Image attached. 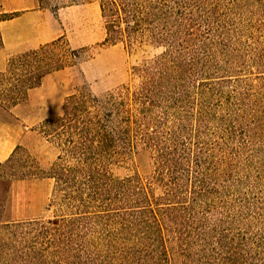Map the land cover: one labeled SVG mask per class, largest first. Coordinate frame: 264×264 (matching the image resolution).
Returning <instances> with one entry per match:
<instances>
[{
  "label": "trees",
  "instance_id": "obj_1",
  "mask_svg": "<svg viewBox=\"0 0 264 264\" xmlns=\"http://www.w3.org/2000/svg\"><path fill=\"white\" fill-rule=\"evenodd\" d=\"M87 3L98 4L105 33L100 47L122 44L130 52L161 53L133 68L137 85L103 97L78 92L65 100L60 114L41 123V133L60 150L46 177L54 181L53 193L67 213L29 222L36 228L28 250L16 252V223L3 221V213L12 184L32 172H21L19 146L0 162V264H170L173 252L185 263L264 264V233L248 237L243 228L234 229V222L205 229L195 218L196 206L209 192L202 156L179 141L182 123L191 117L166 126L170 116L179 117L189 107V76L203 81L201 96L211 80L259 70L263 54L257 53V62L246 60L232 40L229 21L214 9L207 11L204 0ZM15 17L0 14V50L1 23ZM84 52L60 37L11 56L0 72V116L26 102L45 77L75 67ZM256 79V88L264 90V76ZM138 149L151 155V176L146 181L114 176L111 170ZM213 237L216 242L210 244Z\"/></svg>",
  "mask_w": 264,
  "mask_h": 264
},
{
  "label": "rangeland",
  "instance_id": "obj_2",
  "mask_svg": "<svg viewBox=\"0 0 264 264\" xmlns=\"http://www.w3.org/2000/svg\"><path fill=\"white\" fill-rule=\"evenodd\" d=\"M204 3L207 11L214 9L220 19L229 21L232 40L244 50L246 60L257 62L258 52L264 56L263 0H251L248 4L235 0H204ZM97 5L87 0H39L34 11H40L37 19L43 20L44 28L38 22L31 36L17 42L26 48H36L62 37L71 49L83 48L85 52L75 67L45 77L26 102L10 115L0 116L4 126L19 127L22 131L18 144L6 147L7 158L19 146L16 161L24 168L21 172H32L12 184L3 213V221L16 223V252L28 250L34 243L36 227L29 222H46L67 213L60 196L53 193L54 181L46 177L60 150L54 140L41 133V123L60 114L65 100L78 92L103 97L123 86L137 85L139 80L133 68L161 53L147 48L145 52H130L122 44L100 47L105 33ZM11 27L6 29L7 42L13 41ZM29 50L17 54L1 51L0 72L5 70L11 56ZM261 61L259 70L252 67L225 81L211 80V87L201 96L197 93L203 81L194 74L189 76L186 84L189 107L179 117L170 116L167 120L166 126L170 127L176 118L191 117L187 124L182 123L184 133L179 141L202 156V178L209 193L196 206L195 218L202 221L205 229L215 223H224L227 228L234 222V229L243 228L248 237L264 233V90L256 88L260 83L256 77L264 76L260 73L264 71V59ZM6 133V129L0 132L2 147L8 144L1 139ZM152 163L150 153L138 149L111 172L119 178L137 175L146 181L152 174ZM156 194H160L158 189ZM215 242L213 237L210 244ZM170 255V264H194L183 262L178 252Z\"/></svg>",
  "mask_w": 264,
  "mask_h": 264
},
{
  "label": "crops",
  "instance_id": "obj_3",
  "mask_svg": "<svg viewBox=\"0 0 264 264\" xmlns=\"http://www.w3.org/2000/svg\"><path fill=\"white\" fill-rule=\"evenodd\" d=\"M38 3L39 0H0V14L16 13L15 18L1 23V33L4 46L2 50H0V53L1 51H9L11 53L17 54L27 49H35V47L26 48L19 45L17 42L26 36H31L38 22H40V28H44L45 23L43 20L38 21L37 19L39 18L37 12L40 11H34L38 7ZM8 26H12V29L9 33L11 34L10 36H12L13 40L9 42H7L6 34V29ZM15 41L16 44L14 43ZM43 44L45 43L39 44L37 47ZM3 129H6L7 133L5 137L1 139L7 140L8 146L5 145L2 147L0 144V162L5 160L8 156V153H5L7 150L6 147H11V145L14 146L15 144L17 145L22 134V131L19 127L4 126V123L0 122V132H2Z\"/></svg>",
  "mask_w": 264,
  "mask_h": 264
}]
</instances>
